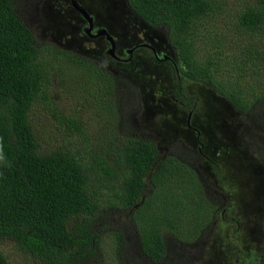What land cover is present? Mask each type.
I'll return each mask as SVG.
<instances>
[{
	"label": "rangeland",
	"instance_id": "1",
	"mask_svg": "<svg viewBox=\"0 0 264 264\" xmlns=\"http://www.w3.org/2000/svg\"><path fill=\"white\" fill-rule=\"evenodd\" d=\"M78 1L93 15L94 27L113 36L116 55L126 62L106 54L104 38L82 33L87 23L71 0L13 3L34 35L50 78L44 97L30 112L40 152L69 150L93 168L102 193L96 222L99 252L85 264H123L113 235L121 230L131 236L130 257L137 264H152L140 251L139 234L127 212L112 206L117 181L95 161L107 156V143L133 138L154 143L160 159L174 158L196 177L189 187H174L187 211L172 216L182 223L181 239L168 227L162 229L164 264H264V63L256 58L264 53V33H252L239 23L243 12L256 7L254 0H210L215 12L199 25L201 55L220 52L225 66L218 77L249 99L250 111L244 114L198 83L187 86V94L199 99L197 107L182 108L170 97L176 76L163 56L177 62V55L167 29L145 25L128 0ZM209 27L216 40H208ZM146 44L162 61L151 50L139 49ZM91 66L106 74H96ZM194 202L200 207L191 212ZM0 249L8 264H48L13 241H0Z\"/></svg>",
	"mask_w": 264,
	"mask_h": 264
},
{
	"label": "trees",
	"instance_id": "2",
	"mask_svg": "<svg viewBox=\"0 0 264 264\" xmlns=\"http://www.w3.org/2000/svg\"><path fill=\"white\" fill-rule=\"evenodd\" d=\"M13 1L0 0V142L4 155L0 160V241L15 242L44 263L85 264L99 252L101 235L96 222L102 193L96 189L93 168L69 150L60 147L40 152L30 112L44 97L50 78L40 62L34 35ZM254 2L256 7L243 12L239 23L252 33H264V0ZM128 4L145 25L168 31L177 55V62H171L176 76L175 90L170 92L174 101L184 109L197 107L199 99L187 94V86L198 83L212 88L236 112L250 111L251 102L242 91L218 77L225 66L220 52L203 51L205 57L200 53L199 25L215 12L210 0H128ZM213 31V27L207 30L208 40L218 37ZM256 58L258 64L264 63V53ZM91 68L96 74H106ZM106 146L110 149L107 156H97L95 161L117 181L112 206L127 212L139 234L143 256L152 264H164L167 247L162 229L168 227L181 239L182 223L172 216L187 211L174 187L193 185L195 174L174 158L160 159L152 142L133 138ZM192 204L191 212L200 207L197 202ZM124 231L113 234L116 253L123 264H137L130 257L131 236ZM0 264H8L1 249Z\"/></svg>",
	"mask_w": 264,
	"mask_h": 264
},
{
	"label": "water",
	"instance_id": "3",
	"mask_svg": "<svg viewBox=\"0 0 264 264\" xmlns=\"http://www.w3.org/2000/svg\"><path fill=\"white\" fill-rule=\"evenodd\" d=\"M73 6L84 16V18L87 20L89 28L85 29L87 33H90V30H92L94 25V18L87 12V10L79 4L77 0H72ZM99 35L106 36L107 40L110 42V49L107 51V54L110 55L112 58L116 59L115 51H116V44L114 42V39L108 34V32L103 29L98 33ZM129 53H132V51H129ZM158 58V57H157ZM163 60H168L173 63H175L170 57L164 55Z\"/></svg>",
	"mask_w": 264,
	"mask_h": 264
},
{
	"label": "flooded vegetation",
	"instance_id": "4",
	"mask_svg": "<svg viewBox=\"0 0 264 264\" xmlns=\"http://www.w3.org/2000/svg\"><path fill=\"white\" fill-rule=\"evenodd\" d=\"M78 1V0H77ZM79 2V1H78ZM71 3H72V6H73V2H72V0H71ZM74 7V6H73ZM75 8V7H74ZM76 9V8H75ZM77 10V9H76ZM78 11V10H77ZM79 12V11H78ZM80 13V12H79ZM81 14V13H80ZM81 16L84 18V16L81 14ZM92 17H93V15H92ZM94 18V17H93ZM84 20L86 21V23H87V25L82 29V33L83 34H85V35H88L91 39H105L107 42H108V44H109V46H108V48L110 49V42L107 40V38H106V36H104V35H99L98 36V33L101 31V30H103V29H100V28H96V27H94V25H93V28H92V30H90V33H87L86 31H85V29H88L89 28V25H88V22H87V20L84 18ZM95 21V20H94ZM94 24H95V22H94ZM106 30V29H105ZM107 32H108V30H106ZM108 34H109V32H108ZM110 35V34H109ZM111 37L113 38V36L111 35ZM114 39V38H113ZM114 42H115V44H116V41L114 40ZM138 47H140L139 49H142V47H143V49L144 48H147V49H149V50H151L152 51V53H153V55H154V57H155V59L157 60V61H162V60H160V58H159V56H158V54L156 53V51L151 47V46H149V45H141V46H138ZM108 49V50H109ZM116 49H117V45H116ZM135 49L136 48H133V49H128L127 50V54L128 55H132L133 53H134V51H135ZM107 50V51H108ZM107 51H106V54H107ZM129 51H132V53H129ZM115 55H116V51H115ZM110 56V55H109ZM111 57V56H110ZM116 61H121V62H126L125 60H122L121 58H118V56L116 55ZM158 57V58H157ZM114 59V58H113ZM165 61H168V60H165ZM169 62H171V61H169Z\"/></svg>",
	"mask_w": 264,
	"mask_h": 264
},
{
	"label": "clouds",
	"instance_id": "5",
	"mask_svg": "<svg viewBox=\"0 0 264 264\" xmlns=\"http://www.w3.org/2000/svg\"><path fill=\"white\" fill-rule=\"evenodd\" d=\"M4 159V155H3V145L2 142H0V160Z\"/></svg>",
	"mask_w": 264,
	"mask_h": 264
}]
</instances>
